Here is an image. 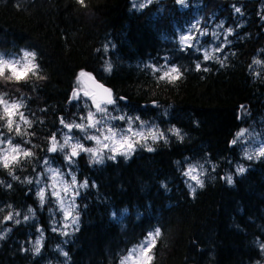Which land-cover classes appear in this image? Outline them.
Segmentation results:
<instances>
[{"label":"trees","instance_id":"1","mask_svg":"<svg viewBox=\"0 0 264 264\" xmlns=\"http://www.w3.org/2000/svg\"><path fill=\"white\" fill-rule=\"evenodd\" d=\"M85 3L87 7L76 0H0V52L12 55L21 47L35 49L47 77L20 85L27 100L25 114L34 121L29 132L34 135L28 137L30 144L20 137L13 142L35 155L13 166L19 181L0 168V179L12 184L11 189L0 187V232L6 236L0 240V264H119L156 227L161 234L154 238L148 264L263 262L264 157L249 159L237 133L255 122L264 140V0H186L185 5L153 0L144 9L139 0L135 8L133 0ZM194 22L207 34L201 43L193 38L181 44L180 37ZM214 24L224 42L220 51L210 53L206 47L213 42ZM205 52L212 57L208 61L203 60ZM254 59L262 63L254 64ZM197 63L200 71L195 70ZM168 64L183 72L175 82L161 79L162 67ZM81 71L107 85L114 105L126 116L158 124L168 143L151 141L147 146L155 148L152 152L138 143L131 156L117 155L115 160L106 156L102 164L90 165L86 153L69 163L58 153L57 165L73 166L81 184L88 181L76 196L79 222L74 231V226L58 228L55 198L47 191L48 202L41 208L35 190L36 181L48 177L46 168L54 157L47 151L51 137L63 138L68 130L61 118L69 123L73 115L81 116L93 106L83 96L82 86H87L78 79ZM11 88L0 85L19 97ZM173 125L180 128L182 143L168 131ZM70 133L77 137L82 131L74 128ZM233 139L237 142L230 144ZM190 163L200 167L204 188L184 175ZM241 165L246 171L237 173ZM228 175L233 177L231 185L221 179ZM25 177L33 183H23ZM189 184L197 187L194 198ZM29 204L36 216L15 224L13 218L22 220ZM9 211L13 218L6 221L3 217ZM37 227L44 240L41 253L33 257L21 252V242L29 248V238L39 235ZM64 231L71 234L62 236Z\"/></svg>","mask_w":264,"mask_h":264},{"label":"clouds","instance_id":"2","mask_svg":"<svg viewBox=\"0 0 264 264\" xmlns=\"http://www.w3.org/2000/svg\"><path fill=\"white\" fill-rule=\"evenodd\" d=\"M99 51V49H97ZM43 69L41 66V63L39 61V53L35 49H27L21 47L18 54L9 55L6 56L2 52H0V85L4 86H13L16 92L20 93V96H10L9 90L0 89V128L6 129V133L11 134L10 136L6 135L4 132H0V168H3L7 171V175L11 177L12 181H19L20 177L17 176L14 172L13 166H20L22 161L30 160L32 157H34L35 153L29 149H26L23 144L21 143H13V140L16 137H20L24 144H30L31 140L28 139L29 136L34 135V133H30L29 129L33 127L34 121L30 119L25 114V109L27 108V100L25 99V93L21 90L19 85L21 84H31L32 82H41L47 79L45 75L42 74ZM33 91H35V88H33ZM30 98V97H29ZM125 119V117H124ZM128 129H132V120L133 117H128ZM135 121H139V123L145 127L146 130H141L137 132H143L145 136L148 137L153 142H156L158 140H163L165 144L168 143V139L165 140L166 134L164 131H162L158 124L153 126H148V122L141 119L138 115L134 117ZM43 121H41L42 123ZM175 125L172 126L168 131L172 133V129ZM177 127V126H175ZM89 129L84 127V132L88 131ZM149 130H155V134L159 139H153L152 134ZM173 134V133H172ZM55 136V134H53ZM109 136L111 137V133H109ZM134 139V137H133ZM147 139V140H148ZM145 140V141H147ZM106 140H101L100 144H96V147H89L88 152H81L87 154V159L89 164H102L105 160V155L101 154L103 148V144L106 143ZM111 141V139L107 140ZM181 143L183 142L180 141ZM82 144L79 139L72 137L69 134H64L62 138V142L59 140H50V146L48 148H55V153L60 152L63 154L64 160L66 162H69L66 157L71 156L72 150H80L79 145ZM109 144V143H108ZM114 146L109 144V149L111 151V147ZM141 147H145L146 150L148 148L147 143L141 145ZM153 148V147H152ZM92 149L96 150V154H93ZM153 151H155V148H153ZM152 152V151H151ZM49 153H52L49 151ZM112 155H107V158L110 159ZM126 158L128 156H125ZM116 158L112 159L115 160ZM74 162V159L70 161L69 163ZM45 165H48L50 162L46 159L44 161ZM52 168L47 167L46 172H51ZM57 173L60 175V172L58 169H55ZM75 176L76 175H71ZM23 183L26 184H32L33 181L31 178L25 177ZM60 183L64 186V181L61 180ZM68 184V183H67ZM36 190H35V199L37 200L39 206L41 208L44 207V205L48 202L46 199V188L43 186L44 181L42 179H38L36 181ZM76 184H72L70 181V184H68V187L73 186ZM80 188H87L88 185L86 183H83L79 185ZM0 187L7 189L12 188L11 183H5L3 179H0ZM43 193V194H42ZM58 206L60 208V202L57 200ZM64 205L66 206V202L63 200ZM11 207V205H9ZM72 209L76 208V205L73 203L70 206ZM3 209H0V212H2ZM11 215L13 218L12 211H9L6 216ZM16 216H19V213H16ZM36 216V211L33 208L31 204H29L26 213L24 214L22 220L19 218H13L14 223L19 225L22 222H29ZM3 217V219H4ZM75 217V216H74ZM72 223V221H71ZM67 224V223H65ZM69 227V226H68ZM67 227V228H68ZM6 232H10L11 229H6ZM37 237L35 240H31L29 238L30 247L24 248L23 242H21V252H31L33 257L38 256L41 253L42 247H41V241L44 240V234L40 227H37L36 229ZM52 231H58L56 227L52 228ZM69 234H71L68 231H64ZM62 232V236L64 235ZM6 238L4 232H0V240H4ZM56 249L60 250V254L64 257L68 256V253L63 250L59 244L55 245ZM137 264H145L144 260L138 261ZM256 264H259L257 261Z\"/></svg>","mask_w":264,"mask_h":264},{"label":"snow or ice","instance_id":"3","mask_svg":"<svg viewBox=\"0 0 264 264\" xmlns=\"http://www.w3.org/2000/svg\"><path fill=\"white\" fill-rule=\"evenodd\" d=\"M152 2H153V0H147V4H145V3L140 4V9H144L147 5L151 4ZM76 3L81 5L82 7H87V5L85 3V0H76ZM176 3L180 4V5H185L186 4V0H176ZM132 7L133 8L136 7L135 0H133ZM233 8H234V11L236 13L241 14V8L240 7H236L235 5H233ZM221 23H223V22H221ZM193 27H195V26H193ZM231 33H232V29H228V34H231ZM204 34L205 33H201V35H204ZM189 39H190L189 36L182 35L180 37V43L184 44ZM227 43H230V41H227ZM112 47L114 48L115 45H112ZM104 50L107 51L108 47L105 46ZM220 50L221 49L217 48V51H220ZM211 58L212 57L210 56L209 53H207V52L203 53V60L204 61H208ZM253 63L254 64H260V63H262V61L254 59ZM223 66H224V64H223V62H221V67H223ZM108 67H109V69H111V65H109ZM155 70L159 71V69H155ZM195 70L196 71H200L201 70V64L200 63H197L195 65ZM208 70H209L208 68H204L203 69V71H208ZM257 75H259V74L257 73ZM182 76H183V72H182L181 68L178 67V66L173 65L172 67H170L168 69V71H165L163 73V75L161 76V79L167 78V79H169L170 82H175L176 80L180 79ZM82 77H88L89 81H92L91 75L89 73L84 72V71H81L79 73L78 79L82 78ZM92 86H93V90L92 91H84L83 92V96L84 97H91L92 102L95 105V108L99 112L103 113L106 110L103 107H101V103H100L101 100H103L104 103H106L107 105H111V104L115 103V99L113 97L112 90L109 89V88L104 87L102 84L95 83V82H93ZM73 95H74V97H78L79 93L78 92H74ZM121 99H123V97H121ZM153 104H155V102H153ZM119 119L123 120L124 116H120ZM60 123L66 129H68L70 132L74 128L83 132L84 131V127H85V125L82 124V123H76V124L65 123L64 119H62V118L60 120ZM97 123H98V121L93 116V113L92 112H88V114H87V124H88L89 128L96 129ZM149 131L152 134L153 139H159L156 136V134H155V130H149ZM128 132L131 133V135H123V136H121L118 139L117 138V134L113 130V128L112 127H108L107 128V133L108 134L104 135L103 139L106 140V141L111 139L112 145H114V146L111 147L112 156L110 157V159L116 158L117 155L131 156L136 150V145L138 143H140L141 141H145V140L148 139V137L145 136L143 132H137V131H134L131 128L128 129ZM109 133H111V137L109 136ZM172 133L179 141L184 140V136L181 134L180 128L174 126L173 129H172ZM243 134H244V130H241L240 133H237V136L239 137V136H242ZM133 137H139L140 139L137 141V140H134ZM51 139L52 140H56L57 138H56V136H52ZM86 139L90 140V141H95L96 144H100L101 143V137H100V135H97V134L88 135L86 137ZM166 139H167V137H165V140ZM236 142H237V139H233V140L230 141V144H235ZM108 147H109L108 143H104L103 144V148L104 149H107ZM79 149H80L79 151L76 150V149H73L71 156L66 157V159L70 162L74 158L79 157L81 152H88L89 151V147H86L85 144H83V143L79 145ZM47 151L55 153V148L54 147L48 148ZM92 151H93V154L95 155L96 154V150L92 149ZM147 151L151 152V151H153V148L152 147H148ZM254 154L256 155L257 158L264 157V146L259 147L258 150L255 151ZM245 155H247V153H245ZM248 158L251 159L250 156ZM196 170H197L196 165H190L188 167L187 171L184 173V175L188 176L191 181L195 182L196 186H198L199 188L202 189L205 186L204 185V181L201 180L197 175L193 174ZM236 171H237V173H243V172L246 171V169H245L244 166L241 165L239 168L236 169ZM51 172H52L53 187H55L56 182H57V177L59 176V174L57 173V171L55 169H52ZM221 179L226 180L229 185H231L233 183L232 175L222 176ZM71 182H72V184H77L78 183L77 177L72 176L71 177ZM84 183H86L88 185V181L86 179L84 180ZM196 186H193L192 184L188 185V188L190 189V192H191V195L193 196V198L195 197V193L197 191V187ZM63 191L65 193H68L69 191H72L73 199L76 196L79 195V192L71 190L68 187V184L66 182L64 183ZM51 196L54 197V198H57V200L60 202V209L63 210V218H64V220L67 221V220L71 219L72 225L74 226V231H77L78 230L79 215H76L74 217L73 214H72V211H71V207H66L64 205L63 199L61 198V192L52 191ZM11 219H12L11 215L4 217V220H6V221L11 220ZM68 226H69L68 224H64L63 225L64 228H67ZM53 232H55V231H53ZM63 234L67 235L68 233L64 232ZM160 234H161V228L160 227H156L154 232L150 231V232H148L146 234L145 242L143 243L144 247L140 250L144 257H147V254L155 246L154 237L158 236ZM41 247H43V241H41ZM262 247H264V245H262ZM135 255H136V250L135 249H131L127 253L128 260L132 261V264H137V261L135 259Z\"/></svg>","mask_w":264,"mask_h":264},{"label":"rangeland","instance_id":"4","mask_svg":"<svg viewBox=\"0 0 264 264\" xmlns=\"http://www.w3.org/2000/svg\"><path fill=\"white\" fill-rule=\"evenodd\" d=\"M139 1L142 4V3H144L147 0H139ZM193 26H195V27H193ZM198 27H199V29L197 31ZM213 30H214V33L212 32L213 42H211L209 44V46L206 47V48L209 49L210 53H215L217 51V48L220 49L221 46L223 45V42H224L223 40L218 38L219 33L217 32V25L214 24ZM201 33H205V34L201 35ZM206 34H207L206 29L205 28H200L199 23L198 22H194L192 25L189 26V28L186 30L184 35H187V36L190 37V39L188 41H186V42H191L192 39L194 38V40H196L197 43H201L200 41H201L202 36H205ZM217 41H219V42L217 43ZM206 48H204L205 51H206ZM18 53L19 52L15 53V54H18ZM12 55H14V54H12ZM6 56H9V55H6ZM169 68H170L169 64L167 66L162 67L163 71H168ZM9 86H11V85H9ZM11 87H13V86H11ZM19 87H20V85H19ZM82 89L84 91H92V89H90L88 86H87V88L82 86ZM10 90L12 91V93L16 92L14 87L11 88ZM11 96H17L18 97V95H16V94H11ZM88 98L90 100H92L91 97H88ZM82 101H83V106L87 107V105H88L87 104V100H85V98H83ZM100 103H101V107H103L106 110L103 113L99 112L95 108L94 103L92 102V104H93L92 108L87 109L85 114H82L81 116H78V114H76V115H73L72 118H69V123H72V124L82 123V124H84L86 126L87 129H89L88 131H86V132L83 131L82 134H78L77 137H76V136H73L70 133L69 130H65L63 132V135L67 133V134L71 135L72 137L79 139L80 142L85 144L86 147H96L97 146L95 141H90V140L86 139V137L88 135H92V134L100 135L101 140L103 141L104 135L108 134L107 133V128L108 127H112L113 128V130L117 134V138L118 139L121 136H123V135H131V133L128 132V119H127L131 115H127L126 116V113L123 112V111H119L116 108V106L114 105V103L111 104V105H107L106 103H104V101H100ZM88 112H92L93 116L98 121L96 129L89 128V126L87 124V114H88ZM120 116H124L125 117V119L122 120L123 122H119L121 120V119H119ZM141 119H143V118H141ZM143 120L148 122V126L155 125L150 120H147V119H143ZM132 129L134 131L146 130L145 127L142 126L139 123V121H135L134 118L132 120ZM258 129H259L258 124H256L255 122H250V121L246 124V126H244L241 129V130H244V134L242 136H239V139H241L244 142L245 153H247V155H246L247 157H249V156L250 157H254V156L256 157V155L254 154L255 151H257L259 147L264 146V140L259 138ZM241 130H240V132H241ZM6 135L10 136L8 133H6ZM57 139H61L59 141L62 142V138H57ZM139 139H140L139 137H134V140L138 141ZM105 142L109 143L111 145V141H105ZM140 143H143V144L147 143V145H149L151 143V140L148 139L147 141H141ZM58 153H60V152L54 153V157L52 158V162L50 163V167L52 169H58L59 172H60V175L57 177V182H56L55 187H53L52 172H48V177L47 178L42 176L41 179L44 181V185L43 186L46 188V193H47V191H49L50 193H52V191H59V192H61V198L66 202V206H70L73 203L76 205L75 209L71 208L73 216H76L77 215V198L75 197L73 199L72 191H69L68 193H65L63 191V185L60 183V181L63 180L64 182L70 184L71 175H73V174L76 175L78 183L76 185L70 186V189L74 190V191H77V192L79 191V188H80L79 185L81 184V181L79 180V178L77 176V173H76L75 169L73 168V166L67 165L65 167V169H63V168H61V166H59V165H57L55 163V159L60 160V157L58 156ZM101 154H104L105 156L112 155V153H111V151L109 149H102V153ZM190 165H196L197 170L193 174L199 176L200 167L197 164H194V163H190L189 166ZM55 201L57 203V198H55ZM56 217L58 219V225H57L58 228H61L62 230H64V229L65 230H69V229L71 230L73 228V225L71 223V219H69L67 221L64 220V218H63V210L62 209H60V212H59L58 216H56ZM65 223H67L69 225L68 228H64L63 227V225ZM144 242H145V239L142 242L132 246L129 250H131V249H135L136 250L135 259H136L137 262L141 261V260H144L145 264H148V260L150 258V252L147 254V257H144L142 255L141 251H140L144 247V244H143ZM128 251L122 256V258L120 259L119 264H132V261L128 260V257H127ZM260 264H264V261L261 262Z\"/></svg>","mask_w":264,"mask_h":264},{"label":"water","instance_id":"5","mask_svg":"<svg viewBox=\"0 0 264 264\" xmlns=\"http://www.w3.org/2000/svg\"><path fill=\"white\" fill-rule=\"evenodd\" d=\"M84 72H86V71H84ZM86 73H89V72H86ZM90 75H91V77H92V81H89V79H88V77H82V79H83V81H84V83L90 88V89H92L93 90V82H95V83H99V84H102L104 87H106V88H109L107 85H105L104 83H102L96 76H94V75H92L91 73H89ZM110 89V88H109ZM101 101H103V100H101Z\"/></svg>","mask_w":264,"mask_h":264}]
</instances>
